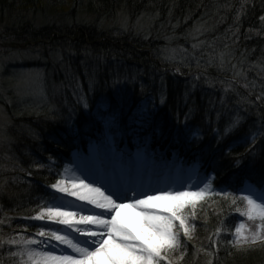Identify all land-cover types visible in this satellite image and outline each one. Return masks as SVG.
Instances as JSON below:
<instances>
[{
    "label": "trees",
    "instance_id": "trees-1",
    "mask_svg": "<svg viewBox=\"0 0 264 264\" xmlns=\"http://www.w3.org/2000/svg\"><path fill=\"white\" fill-rule=\"evenodd\" d=\"M261 17L264 0H0V44L13 54H29L21 64L41 74L45 94L18 95L10 88L8 98L0 97L11 118L3 129L9 149L0 150V212L10 218L34 214L39 198L49 194L44 187L60 178L70 150L96 136L92 117L101 127L109 120L131 125L129 138L150 131L152 121L142 115L143 106L156 118L157 137L166 139L173 132L180 140L187 127L198 130L200 138L186 133L184 148L210 143L198 156H207L215 188L235 192L246 182L260 188ZM173 47L183 64L165 54ZM172 64L179 73L190 71L189 77L166 71ZM240 70L247 81L234 75ZM237 115L240 126L224 135ZM144 121L145 127L134 128ZM208 204L212 209L197 210L198 216L204 214L194 221L193 239L177 264H264V247L237 251L227 243L240 213L219 197ZM221 221L219 251L209 256L216 248L209 238Z\"/></svg>",
    "mask_w": 264,
    "mask_h": 264
},
{
    "label": "snow or ice",
    "instance_id": "snow-or-ice-1",
    "mask_svg": "<svg viewBox=\"0 0 264 264\" xmlns=\"http://www.w3.org/2000/svg\"><path fill=\"white\" fill-rule=\"evenodd\" d=\"M260 19L264 21V17ZM232 67L235 70L236 65ZM234 75L244 76L247 81L243 70ZM251 83L254 89L255 82ZM243 87L249 88V82ZM256 101L264 103V86ZM248 102L254 103L251 99ZM107 106L105 103L104 107ZM84 107L88 108L86 100ZM140 111L144 117L152 115L146 106ZM187 119L186 116L185 124ZM241 120L237 115L223 134L237 129ZM188 132L193 139L200 138L198 130L191 131L187 127L181 134ZM217 134L220 135L219 130ZM250 140L254 145L256 135ZM144 159L143 154H139L135 162L127 165L113 163L111 171L107 166L87 160H80L75 167H66L64 173L71 172L72 178L60 174V178L48 186L54 191L39 198L32 210L34 214L25 218L42 222L36 231L28 235L21 232L4 240L10 246V256L19 258V264H176L183 259L187 241L193 239L197 210L215 197L228 201L229 210L247 218V222H240L234 228L232 239L227 243L237 251L264 247V181L260 182L259 196L255 195L251 184H243L235 192L227 188L218 190L214 187V174L197 176L192 183L176 180L159 188L133 178L140 175ZM239 164L237 160V166ZM77 172L83 175H76ZM193 187L195 191L191 190ZM69 197L74 200L69 201ZM4 224L5 221L0 220V225ZM220 224L209 238L216 245L209 255L219 251L220 234L224 231L223 222ZM60 225L64 227H55ZM11 246H15V251ZM60 246L72 250L73 254L57 255Z\"/></svg>",
    "mask_w": 264,
    "mask_h": 264
},
{
    "label": "rangeland",
    "instance_id": "rangeland-1",
    "mask_svg": "<svg viewBox=\"0 0 264 264\" xmlns=\"http://www.w3.org/2000/svg\"><path fill=\"white\" fill-rule=\"evenodd\" d=\"M178 50L174 47L168 49L167 52H165V54L168 55V57L170 59H172V61H176L178 63H184L182 62L180 59H178ZM27 57H29V54H26L25 52L23 53H11L9 50H7L4 46H2L0 44V97H3L2 95H5V98H8L7 92L8 90L11 88L12 91H14L16 94L18 95H35L37 96V98L39 97H43L45 96L44 94V87H43V83H42V76L41 74L36 70V68H31V67H24L21 63H25ZM30 58V57H29ZM172 70L175 73H179V71L177 70V66L176 65H171V67L169 66L168 68H166V71ZM190 71L185 72L183 75L186 76L187 73H189ZM182 76V75H179ZM230 84V83H229ZM228 84V85H229ZM38 86V87H37ZM14 93V95H15ZM11 122V118L9 117L8 111L6 109V106L2 103V101L0 100V150H4L6 151L8 148V142L9 139H6V136L3 132V129L10 124ZM110 125V124H109ZM117 127V126H116ZM115 135H103L100 134L98 136L99 140L98 141H94L91 145L90 151L92 152V156H95V158L93 159V161L97 158H99V154H103L104 156L107 155H111V153L114 155L116 152H118L117 149V140ZM118 137V136H117ZM145 140L148 141L147 145H150V141L153 140L151 134L149 133L148 136L147 134H145ZM162 143H160V147L162 149L161 145ZM141 151L137 150L134 154L137 153H141L143 154V156L145 157L146 154L148 153V155L150 154L149 151L147 150V148H143L140 149ZM145 152H143V151ZM154 152H151L152 155L155 156L156 153L159 152V154L164 157L161 154V151L158 150V148L154 149ZM194 150L197 151V147H194ZM99 152V153H97ZM156 152V153H155ZM1 153V152H0ZM176 153V152H174ZM165 158V157H164ZM92 163H95V161ZM79 162L77 159L75 161H73L72 164L67 165L66 167H75L76 163ZM175 166V169H173ZM142 167V166H141ZM202 165L199 163L195 164V167H183V166H178L176 165H170L169 171L173 170H178L180 175H181V179H177V178H173L175 181L176 180H180L183 182H187V183H192L195 182L197 179V176L203 177L204 176V172L202 170ZM65 169V168H64ZM186 169V171H185ZM186 172V177L183 178V173ZM62 174L70 176L72 173L68 172V173H64V170L62 171ZM170 178V175H167ZM191 190L195 191V187H193ZM255 195L259 196L261 195V192L259 190H255L253 189ZM209 209H212V204H208L202 208V210H204V212ZM204 213H201L199 216L202 217ZM198 214H197V219L196 220H200ZM13 217L9 215H7L4 211L0 212V220H4L5 224L4 225H0V241H2L3 244H0V259H4L5 263L7 264H19V258L17 257H13L10 256L9 254V245L4 243V240H7L8 238L21 233L22 231H18V230H23L24 226L30 225L31 223H36L37 221H23V222H16L12 219ZM246 219V220H244ZM201 221V220H200ZM240 222H247V218L241 216L240 218ZM40 223V222H39ZM42 223V222H41ZM238 223V224H239ZM7 225H10V227H8ZM37 227L40 224H37ZM21 226L23 228H21ZM238 226V225H237ZM29 231V230H28ZM234 231V230H233ZM31 232L28 233H24L25 235L30 234ZM210 244V243H209ZM208 244V245H209ZM210 249H212L213 245H209ZM12 250L15 251V246H11ZM179 255V254H177ZM209 255V254H208ZM210 256V255H209ZM215 256V255H214ZM179 262V260L177 261ZM176 262V263H177ZM3 264V263H1Z\"/></svg>",
    "mask_w": 264,
    "mask_h": 264
},
{
    "label": "bare ground",
    "instance_id": "bare-ground-1",
    "mask_svg": "<svg viewBox=\"0 0 264 264\" xmlns=\"http://www.w3.org/2000/svg\"><path fill=\"white\" fill-rule=\"evenodd\" d=\"M187 77H189V76H187ZM187 77H183V78H187ZM104 163L107 164L106 161ZM104 166L105 165H102L101 167H104ZM161 173H165V172L162 171ZM76 175L82 176L83 173L77 172ZM68 178L71 179L72 178V174L70 176H68ZM88 182L91 183L92 179H88ZM68 199H70L69 201L74 200V198H71V197H69ZM78 203H83V202H78ZM55 227H64V226L60 225V226H55ZM56 254L57 255H72L73 252L70 249H66L65 246H60V248L56 250Z\"/></svg>",
    "mask_w": 264,
    "mask_h": 264
}]
</instances>
